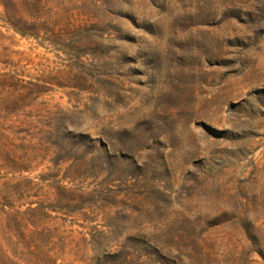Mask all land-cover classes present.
<instances>
[{
    "label": "rangeland",
    "instance_id": "374dc122",
    "mask_svg": "<svg viewBox=\"0 0 264 264\" xmlns=\"http://www.w3.org/2000/svg\"><path fill=\"white\" fill-rule=\"evenodd\" d=\"M0 264H264V0H0Z\"/></svg>",
    "mask_w": 264,
    "mask_h": 264
}]
</instances>
